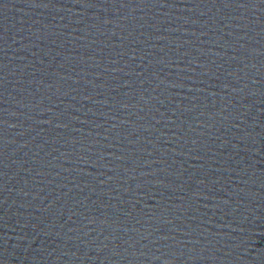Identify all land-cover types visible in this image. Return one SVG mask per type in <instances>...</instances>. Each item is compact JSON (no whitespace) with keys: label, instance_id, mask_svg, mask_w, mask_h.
I'll use <instances>...</instances> for the list:
<instances>
[{"label":"water","instance_id":"obj_1","mask_svg":"<svg viewBox=\"0 0 264 264\" xmlns=\"http://www.w3.org/2000/svg\"><path fill=\"white\" fill-rule=\"evenodd\" d=\"M0 264H264V0H0Z\"/></svg>","mask_w":264,"mask_h":264}]
</instances>
